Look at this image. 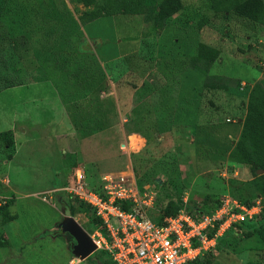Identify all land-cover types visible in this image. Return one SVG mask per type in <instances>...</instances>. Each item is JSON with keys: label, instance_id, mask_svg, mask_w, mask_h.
<instances>
[{"label": "rangeland", "instance_id": "1", "mask_svg": "<svg viewBox=\"0 0 264 264\" xmlns=\"http://www.w3.org/2000/svg\"><path fill=\"white\" fill-rule=\"evenodd\" d=\"M159 1L146 0L145 13ZM180 1L149 34L145 14L84 23L92 4L0 0V132H11L0 136V199L14 216L3 222L0 210V264H112L99 247L78 259L72 237L57 228L72 216L97 239L89 208L65 191L46 193L70 182L75 168L95 188L105 176L134 184L151 220L182 198L208 209L225 196L264 203L262 171L234 154L249 88L264 87V22L215 14L207 0ZM198 43L218 50L205 74L190 59ZM212 75L236 81L205 86ZM82 88L97 94L68 102ZM262 208L233 233L251 228ZM212 253L210 264H264V228Z\"/></svg>", "mask_w": 264, "mask_h": 264}, {"label": "built area", "instance_id": "2", "mask_svg": "<svg viewBox=\"0 0 264 264\" xmlns=\"http://www.w3.org/2000/svg\"><path fill=\"white\" fill-rule=\"evenodd\" d=\"M103 179L101 188L89 186L81 169L75 168L70 182L46 193L65 191L89 208L98 222L97 239H91L113 264H185L215 251L218 236L243 221H254L264 204L259 196L247 204L225 196L208 209L191 206L182 198L175 212L151 220L141 211V205L149 202L138 199L134 184L123 177ZM69 264H74L73 259Z\"/></svg>", "mask_w": 264, "mask_h": 264}, {"label": "trees", "instance_id": "3", "mask_svg": "<svg viewBox=\"0 0 264 264\" xmlns=\"http://www.w3.org/2000/svg\"><path fill=\"white\" fill-rule=\"evenodd\" d=\"M77 1L82 2L85 5H93L90 11L84 12V14L80 17V19L84 23L92 21L98 17L113 15L117 13L145 14L144 20L153 22V26L147 31V33L149 34H152L155 28L163 24L162 22L165 18L175 13L181 7L180 0H160L155 6V10H153V12L148 15L145 13L146 0ZM207 3L215 14L233 10L240 17L247 18L256 23L264 22V2L261 0H258L255 3H245L244 5L239 4L237 0H207ZM217 56L218 50L216 48L208 46L204 43H198L196 54L191 56L190 59L193 65L199 68V70L205 74L207 66L209 65L208 63L215 60ZM260 70L264 73V57L262 60V65L260 66ZM207 80L205 86L208 85L209 87L218 89H226L229 86L228 83L236 81L231 78L213 75L208 76ZM235 83L237 84V82ZM232 86L235 85L232 84ZM10 133V130H4L0 132V136ZM6 142L9 143L10 141L6 140ZM234 152V154L239 157L241 162L249 166V169L251 171H256L259 169L262 171L259 177L264 187V87L258 81H255L249 88L245 104V114L240 124V132L234 145ZM236 198L242 203H249L244 198ZM7 201L8 200L6 199V203L0 204L3 222L14 219L13 215L7 213ZM180 202L181 200L177 202L178 205L175 206L171 211L167 209L168 211H166L165 215L175 212ZM217 204H215L211 209L216 207ZM95 220H97V218H95ZM258 221L257 226L254 225L257 222L250 224L252 225L250 226L251 228L245 230L240 234L233 233L232 229L224 231L220 236L216 238L215 251L219 252L224 249L234 250L240 241L252 236L254 233L259 231L260 228H264V216H261ZM243 223H245V221H243L242 224ZM88 257L89 255L86 258ZM212 259L213 253L204 252L195 259L186 262L185 264H210Z\"/></svg>", "mask_w": 264, "mask_h": 264}, {"label": "water", "instance_id": "4", "mask_svg": "<svg viewBox=\"0 0 264 264\" xmlns=\"http://www.w3.org/2000/svg\"><path fill=\"white\" fill-rule=\"evenodd\" d=\"M57 228L61 233H66L72 237L73 242L69 245L70 251L78 259H85L97 249L95 242L91 239L89 234L72 216H64L58 222Z\"/></svg>", "mask_w": 264, "mask_h": 264}, {"label": "crops", "instance_id": "5", "mask_svg": "<svg viewBox=\"0 0 264 264\" xmlns=\"http://www.w3.org/2000/svg\"><path fill=\"white\" fill-rule=\"evenodd\" d=\"M101 57H103L102 56V53L100 52V56H98V60H100V61H103V58L101 59ZM78 91H79V93H81L80 94V97L78 98V100H74V98H72V99H70V98H68L67 100H70V101H68V102H79V101H87V100H85L84 98H86V97H88V96H90V95H93V94H97V92H91V90H89V89H86V88H82V89H78L77 90V93H78ZM75 92V91H74ZM66 94V93H65ZM57 95H58V93H57ZM59 96V95H58ZM71 96H73V95H71ZM83 99V100H82ZM86 99H89V98H86ZM58 100L61 102V100H60V98L58 97ZM70 149H72V148H70ZM70 149H68L69 151H70ZM75 151V150H74ZM64 152H65V150H64Z\"/></svg>", "mask_w": 264, "mask_h": 264}]
</instances>
